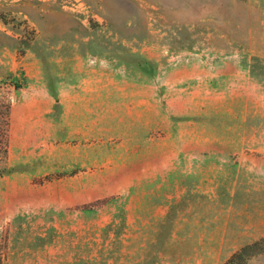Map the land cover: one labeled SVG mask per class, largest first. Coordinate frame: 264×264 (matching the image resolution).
<instances>
[{"label":"rangeland","instance_id":"374dc122","mask_svg":"<svg viewBox=\"0 0 264 264\" xmlns=\"http://www.w3.org/2000/svg\"><path fill=\"white\" fill-rule=\"evenodd\" d=\"M263 63L264 0H0V264H264Z\"/></svg>","mask_w":264,"mask_h":264},{"label":"crops","instance_id":"0c3cea01","mask_svg":"<svg viewBox=\"0 0 264 264\" xmlns=\"http://www.w3.org/2000/svg\"><path fill=\"white\" fill-rule=\"evenodd\" d=\"M264 64V63H263ZM227 66H236L237 65V62L233 63V65L229 62L226 63ZM229 67H225L224 70H223V74L226 75V76H230V79L234 82L236 81L235 83H233V87L231 88V93H234L235 95L233 96L234 98H241L243 96H247L249 98V96L252 94L253 97L257 98L258 95L255 96L254 93H251L249 92L248 88L246 87L245 83L242 81V79H244L242 73L240 72H237L236 69L232 71H235V72H230L228 74V71H231ZM209 74L211 76H216L213 72H209ZM238 91H241L240 93ZM236 92V93H235ZM228 95V94H227ZM221 96H226V94H222L221 93ZM232 97V95H229ZM255 100V99H254ZM258 102V101H257ZM223 106V105H222ZM214 143L212 141H204L203 143V149L209 153H211L213 151V145Z\"/></svg>","mask_w":264,"mask_h":264},{"label":"trees","instance_id":"16d2710c","mask_svg":"<svg viewBox=\"0 0 264 264\" xmlns=\"http://www.w3.org/2000/svg\"><path fill=\"white\" fill-rule=\"evenodd\" d=\"M4 110H5V136H4V140H3V145H4V155H8V144H9V133H10V117H11V107L10 105H4L3 106ZM241 256V254L233 257L227 264H234L236 259L239 258Z\"/></svg>","mask_w":264,"mask_h":264}]
</instances>
